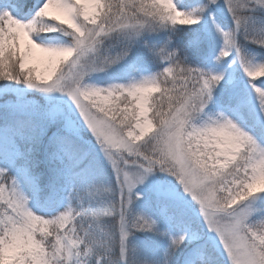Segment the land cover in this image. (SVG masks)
Segmentation results:
<instances>
[{"label":"snow or ice","instance_id":"snow-or-ice-1","mask_svg":"<svg viewBox=\"0 0 264 264\" xmlns=\"http://www.w3.org/2000/svg\"><path fill=\"white\" fill-rule=\"evenodd\" d=\"M0 264H264V0H0Z\"/></svg>","mask_w":264,"mask_h":264}]
</instances>
